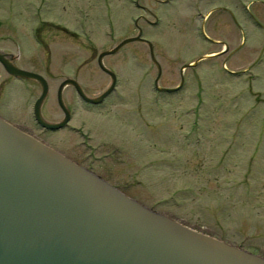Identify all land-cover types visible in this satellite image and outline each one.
<instances>
[{"label":"rangeland","instance_id":"1","mask_svg":"<svg viewBox=\"0 0 264 264\" xmlns=\"http://www.w3.org/2000/svg\"><path fill=\"white\" fill-rule=\"evenodd\" d=\"M138 28L161 69L157 86L181 89L157 91L149 48L135 41L102 57L120 79L109 110L86 111L71 87L63 92L75 103L71 125L84 122L95 142L119 135L109 144L121 143L120 159L88 169L77 132L34 121L41 87L1 66L0 117L145 208L264 256V0H0V51L46 79L40 112L50 122L62 117L59 83L100 95L110 80L98 55Z\"/></svg>","mask_w":264,"mask_h":264},{"label":"water","instance_id":"2","mask_svg":"<svg viewBox=\"0 0 264 264\" xmlns=\"http://www.w3.org/2000/svg\"><path fill=\"white\" fill-rule=\"evenodd\" d=\"M137 40L149 47L159 89L160 66L153 46L140 34L101 53L98 64L107 71L102 57ZM5 60L0 54L8 73L41 83L33 106L36 121L60 127L62 123L44 122L40 114L48 91L45 79ZM66 83L90 102L102 100L111 90L90 99L75 81ZM58 94L63 107L61 88ZM23 130L0 118V264H264L262 255L145 208Z\"/></svg>","mask_w":264,"mask_h":264},{"label":"flooded vegetation","instance_id":"3","mask_svg":"<svg viewBox=\"0 0 264 264\" xmlns=\"http://www.w3.org/2000/svg\"><path fill=\"white\" fill-rule=\"evenodd\" d=\"M52 26H54L57 30L59 29L58 31H64V30H65V32L67 31L66 29L60 27L59 25H52ZM65 32H63V33H65ZM67 32L65 34H67ZM68 33H70V35L73 34L72 32H68ZM34 34H35L36 39L40 40L39 39V35H38V31L37 32L35 31ZM0 54H2V56L6 60H8L13 66H15L17 68V66L13 63V59H12L11 56H9V55H7L5 53H2V51H0ZM0 66L3 68V71L6 74L9 75L8 77H10L11 79L13 78V79L21 80V81L33 80L34 82H36L41 87L39 82L36 81L35 79H30V78H25V77H18V76L12 75V74H10V73H8L6 71V69L4 68V66H3V64L1 62H0ZM110 71H112V70H110ZM103 72L106 73L109 76L110 82H109V85L107 86V88L102 93H104L109 87H111V85H113V88L102 99V101L99 102V103H90L88 101L83 100L78 95V91H77L76 87L73 84H71V83L62 84V83H64L66 81V79H65V81L63 80V81H61L59 83V85L57 87V91H56V96L55 97H56L57 106L59 107V109H60V111L62 113V117L60 119H57L56 121H52V122H50L48 120H45V118H42V119L44 120V122L49 123V124H53V125H59V124L62 123V125L60 127H58V128H47V127H44V126H42L41 124H39L36 121L35 116L33 114L34 121L36 122L37 126L41 128V130L43 132L45 131L47 133H52V134H59V133H62V132H73V131L77 132L80 135V137L83 139V142L80 143V145H81L80 147L84 148L89 153V158H88V162H87V166H88L87 168L88 169H91V166H93L96 161H100V162H104L106 160L112 161L113 160L112 158L120 159L122 156H124V154L122 153V151L120 149V147H122L121 143H118V144H115V145H110L109 144V143H112V141L116 142L115 140H119L121 137L118 135L117 139H112V138H109L108 136H104V138H102V139H104L106 142H108L107 139H109L110 141L108 143H105L104 140H100L98 142H95V141H93L94 140L93 139V135L89 134L90 131H91V128L87 127L86 129L88 130V133H85L86 131L84 132V130H85V128L83 129L84 122H82L81 125H80V126H83L82 129L80 128V126L78 127V129H75V127L71 125V122H72L71 119L73 118L72 117L73 116V111L72 110L75 108V103H74L73 100L70 101V99H69V102H68V100L66 98H64L63 92H64L65 88L71 87L75 91L79 101L81 102V105L84 106L86 111H92V112H97V111L102 112V111H105V110L107 111V110H109L111 108L110 107V103H112V99L116 98L115 95H116V92H117V89H118V86H119V83H120V79L118 77V74L115 71L114 72L112 71L113 73L112 72H107V71H103ZM71 80H73V79H71ZM3 84H5V82ZM79 86H80L81 90L83 91V93L86 94L84 89L82 88V86L81 85H79ZM60 88H61L60 96H61V99H62L63 107L59 104V94H58V92H59ZM163 93L169 94L170 92H163ZM98 96L91 97V96L88 95V97H90V98H96ZM71 99H73V97ZM110 115H113V114H110ZM41 117H43V116L41 115ZM88 121H90V120L88 119ZM105 130H106L107 133H110V134L114 135V133H112V129L111 128L105 127ZM120 141H122V139H120ZM106 147H110L109 150L105 151L104 149Z\"/></svg>","mask_w":264,"mask_h":264},{"label":"bare ground","instance_id":"4","mask_svg":"<svg viewBox=\"0 0 264 264\" xmlns=\"http://www.w3.org/2000/svg\"><path fill=\"white\" fill-rule=\"evenodd\" d=\"M24 131V133H26V134H29L30 135V133L29 132H27V131H25V130H23Z\"/></svg>","mask_w":264,"mask_h":264}]
</instances>
